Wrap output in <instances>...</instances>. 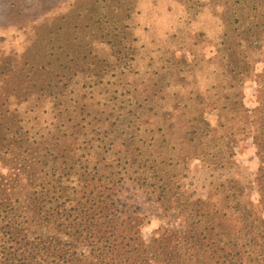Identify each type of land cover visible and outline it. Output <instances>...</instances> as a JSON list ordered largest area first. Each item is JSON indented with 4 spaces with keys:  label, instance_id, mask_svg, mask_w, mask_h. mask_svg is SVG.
<instances>
[{
    "label": "rangeland",
    "instance_id": "obj_1",
    "mask_svg": "<svg viewBox=\"0 0 264 264\" xmlns=\"http://www.w3.org/2000/svg\"><path fill=\"white\" fill-rule=\"evenodd\" d=\"M213 106L228 110L216 125L215 111L211 124L200 117ZM243 108L264 124V0H0V229L40 204L26 202L32 189L69 194L73 180L98 178L145 244L182 224L210 257L202 264H257L264 125L233 148L223 136ZM18 243L0 234V264Z\"/></svg>",
    "mask_w": 264,
    "mask_h": 264
},
{
    "label": "trees",
    "instance_id": "obj_2",
    "mask_svg": "<svg viewBox=\"0 0 264 264\" xmlns=\"http://www.w3.org/2000/svg\"><path fill=\"white\" fill-rule=\"evenodd\" d=\"M178 104L179 100L178 102L176 100L166 109L172 113ZM242 106L241 101L239 107ZM243 110L245 111L243 108L237 112H230L232 117L226 120L228 129L223 136L230 130L226 143L231 145V148L236 145L235 141L239 142L245 138L247 127H251L253 131L258 130V137L264 125L263 119L259 117L247 120ZM211 111L217 114L215 125L222 122L225 114L228 116V110L220 112L215 106L210 111H201L200 117H205L202 120L205 119L210 124L212 121L206 118L205 113L208 112L209 115ZM234 118L239 119L236 126H233ZM180 130L179 132L185 131ZM182 137L183 134L178 137L180 139L178 148L184 145ZM254 149L260 156L256 178L261 182L259 186L264 196V142H257ZM196 157L195 160L202 163L200 161L202 159ZM192 158H194L192 154L183 157L184 168L188 167ZM30 167L29 163L23 162L15 167L18 181L19 179L29 181L32 177ZM51 176L55 177L56 173ZM66 180L65 175L59 176L57 184L60 185ZM71 186L73 188L69 194L32 189L34 196L32 197L31 193L32 198L26 199V202L32 204L34 200L40 204L35 208L18 206L15 222L8 225L10 227L8 231L0 229V234L19 239L17 245L20 251L16 248L12 254L5 253L4 256L8 258L2 262L10 260L12 262L7 264H180V257L186 252H191L193 264H198L196 261L202 264L203 260L210 259L205 250L201 249L200 240L193 241L190 231L184 234L182 224L176 227L161 225L156 229L155 238L146 244L142 242L139 226L141 222L138 217L130 218L129 214L133 212L127 206H123L126 205L125 200L114 198V185L110 188L113 192L112 198L108 194L105 195L107 190L98 178H79L73 180ZM117 189L119 192L122 186L118 185ZM154 209H158L157 206ZM20 220H25L26 224L20 226ZM181 234L186 235L187 239H184L182 247L178 250L175 241ZM229 263L230 260L225 264ZM256 263L264 264V250L256 257Z\"/></svg>",
    "mask_w": 264,
    "mask_h": 264
}]
</instances>
